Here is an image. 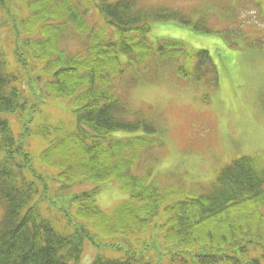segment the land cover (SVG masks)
I'll list each match as a JSON object with an SVG mask.
<instances>
[{
  "label": "trees",
  "instance_id": "obj_1",
  "mask_svg": "<svg viewBox=\"0 0 264 264\" xmlns=\"http://www.w3.org/2000/svg\"><path fill=\"white\" fill-rule=\"evenodd\" d=\"M94 4L99 25L84 20L88 0H0V264H69L80 260L83 239L109 255L120 253L113 264H264V167L253 158L237 156L206 193L164 210L159 189L134 173L141 157L160 145L159 129L120 97L128 85L122 78L134 66H148L150 57L169 63L176 56L188 63L178 75L214 83L208 52L179 39L150 43L152 22L166 16L138 0ZM105 29L114 34L111 41L102 38ZM68 33L89 42L70 54L55 46ZM120 55L127 56L125 65ZM119 131L133 135L119 137ZM33 137L46 141L39 151L30 146ZM113 177L134 193L107 214L94 196ZM62 179L96 188L66 193ZM65 199L73 215L62 211ZM61 254L71 259L59 260ZM109 255L99 253L90 264Z\"/></svg>",
  "mask_w": 264,
  "mask_h": 264
},
{
  "label": "rangeland",
  "instance_id": "obj_2",
  "mask_svg": "<svg viewBox=\"0 0 264 264\" xmlns=\"http://www.w3.org/2000/svg\"><path fill=\"white\" fill-rule=\"evenodd\" d=\"M88 1L91 10L84 20L88 25H99L102 16L94 8L95 0ZM138 4L166 16V20L152 22L148 33L150 43L164 37L205 50L217 75L214 83L213 80L197 82L178 75L188 67L186 61L173 56L165 63L154 56L149 58L148 66H134L132 74L122 78L128 85L120 97L130 110L154 121L159 129L160 145L153 154L141 157L142 162L134 173L146 176L152 191L159 189L156 200H162L164 210L166 205L206 193L218 171L237 156L251 157L264 167V0H138ZM177 15L182 20L178 21ZM40 30L44 32L45 28L40 27ZM108 31L105 29L102 37L105 42L114 38L112 32L105 35ZM88 42L77 41L68 33L57 39L55 46L60 45L74 54ZM119 59L122 65L126 64V55H120ZM131 77L134 80L129 79ZM120 83L118 80L115 87ZM60 115L67 118L61 111ZM11 132L18 136L19 127L14 126ZM117 135L133 133L119 131ZM34 140L36 146L40 143L39 147L34 145ZM45 144L46 141L38 137L30 140V146L36 151ZM121 182L116 177L105 181L95 197L107 214H111L110 209L117 203L129 199V190L133 192L130 184L127 186L132 189L121 190L118 186ZM58 185L70 194L79 189L96 188L94 184L84 185L69 179H62ZM63 209L73 215L71 201L65 199ZM50 216H56L49 219V224L55 227L53 222L58 215L52 211ZM163 216L164 213L153 219L154 228ZM94 232L102 239L99 231ZM81 245V259L69 264H89L99 253V249L85 239ZM100 254L109 255L105 250Z\"/></svg>",
  "mask_w": 264,
  "mask_h": 264
},
{
  "label": "bare ground",
  "instance_id": "obj_3",
  "mask_svg": "<svg viewBox=\"0 0 264 264\" xmlns=\"http://www.w3.org/2000/svg\"><path fill=\"white\" fill-rule=\"evenodd\" d=\"M133 194V193H132ZM147 201L150 203V204H154V202L156 201L155 200V198H153L152 196H150L149 197V200L147 199ZM97 204V203H96ZM97 206H98V204H97ZM99 207V206H98ZM100 208V207H99ZM101 209V208H100ZM113 209V208H112ZM112 209H110V210H112ZM103 210V209H102ZM104 211V210H103ZM113 211V210H112ZM83 247V246H82ZM98 249V248H97ZM101 251L99 250V253H100ZM98 253V254H99ZM81 254H82V252H81ZM120 258H122V255L120 254V253H115V254H111V255H109V256H107V257H105L104 258V260H103V264H113V263H115V262H119L120 260ZM58 259L59 260H62V261H68L69 259H71L70 258V256H68V255H66V254H61V255H59L58 256Z\"/></svg>",
  "mask_w": 264,
  "mask_h": 264
}]
</instances>
